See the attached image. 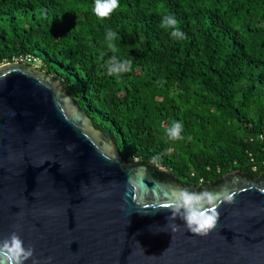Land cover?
<instances>
[{
  "label": "trees",
  "instance_id": "16d2710c",
  "mask_svg": "<svg viewBox=\"0 0 264 264\" xmlns=\"http://www.w3.org/2000/svg\"><path fill=\"white\" fill-rule=\"evenodd\" d=\"M0 0V65L41 59L127 162H151L203 185L231 170L264 171V0ZM178 21L182 38L162 28ZM131 70L109 75L113 56ZM182 122L179 139L167 130Z\"/></svg>",
  "mask_w": 264,
  "mask_h": 264
},
{
  "label": "water",
  "instance_id": "95a60500",
  "mask_svg": "<svg viewBox=\"0 0 264 264\" xmlns=\"http://www.w3.org/2000/svg\"><path fill=\"white\" fill-rule=\"evenodd\" d=\"M174 188L235 191V202L199 236L167 219ZM12 232L34 249L24 264H264V171L202 186L127 162L57 77L9 62L0 65V239Z\"/></svg>",
  "mask_w": 264,
  "mask_h": 264
},
{
  "label": "clouds",
  "instance_id": "9594fccd",
  "mask_svg": "<svg viewBox=\"0 0 264 264\" xmlns=\"http://www.w3.org/2000/svg\"><path fill=\"white\" fill-rule=\"evenodd\" d=\"M120 7V0H94L92 12L97 18L103 19L109 17ZM160 26L169 31L173 39L183 37V33L178 27V21L168 13L161 14ZM115 35L114 32L108 30L107 39L109 47L112 48L114 54L106 61V67L109 75L119 78L121 73L131 70L132 62L115 55L117 50L111 43ZM181 130L182 122L173 121L167 130V135L171 139H179ZM235 195V191L227 190L218 193L210 191L197 193L189 192L183 188H174L169 204L171 215L167 219L175 221V219L179 218L184 222V226L190 233L207 236L217 226L220 218L219 207L224 203H234ZM170 227L172 232L180 230V225L175 223H172ZM33 255V247L31 245L25 247L17 232H12L8 237L0 239V264H24ZM51 259L49 257L48 261L50 262ZM33 264H38V261L34 260Z\"/></svg>",
  "mask_w": 264,
  "mask_h": 264
},
{
  "label": "built area",
  "instance_id": "2783aa9c",
  "mask_svg": "<svg viewBox=\"0 0 264 264\" xmlns=\"http://www.w3.org/2000/svg\"><path fill=\"white\" fill-rule=\"evenodd\" d=\"M9 62H17V63H26L31 64L33 66L39 67V65L42 63L41 59L34 54L31 53H19L14 55L11 59L5 60L2 64L9 63ZM134 162H137V159L135 158ZM159 170L161 171H168L165 167L161 165H155ZM203 179L200 178L198 181L199 185H202Z\"/></svg>",
  "mask_w": 264,
  "mask_h": 264
},
{
  "label": "flooded vegetation",
  "instance_id": "af4514ba",
  "mask_svg": "<svg viewBox=\"0 0 264 264\" xmlns=\"http://www.w3.org/2000/svg\"><path fill=\"white\" fill-rule=\"evenodd\" d=\"M235 172L236 170H231L230 172ZM230 172H228V173H230ZM227 174V173H226ZM225 175V174H224ZM223 176V175H222ZM192 184V183H191ZM195 185H198V184H195ZM205 185V184H204ZM203 184H202V186H204Z\"/></svg>",
  "mask_w": 264,
  "mask_h": 264
}]
</instances>
